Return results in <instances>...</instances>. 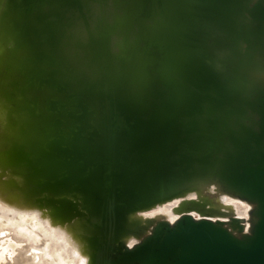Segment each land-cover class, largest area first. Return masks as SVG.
I'll list each match as a JSON object with an SVG mask.
<instances>
[{
    "label": "water",
    "instance_id": "1",
    "mask_svg": "<svg viewBox=\"0 0 264 264\" xmlns=\"http://www.w3.org/2000/svg\"><path fill=\"white\" fill-rule=\"evenodd\" d=\"M0 206L83 264H264V0H0Z\"/></svg>",
    "mask_w": 264,
    "mask_h": 264
},
{
    "label": "bare ground",
    "instance_id": "2",
    "mask_svg": "<svg viewBox=\"0 0 264 264\" xmlns=\"http://www.w3.org/2000/svg\"><path fill=\"white\" fill-rule=\"evenodd\" d=\"M227 203L232 204L235 207V210L237 211V213L239 215H244L245 211L247 210L246 205L241 203V202H236V201L231 200V201H228ZM169 207H170V205H166L162 208H158V209L154 210L152 213L153 214L157 213V212L168 213ZM9 212H11V211L4 209L2 206H0V215L3 216V214L5 213L6 216H10ZM11 213L13 215L15 214L13 212H11ZM4 217L1 218V220H0V222H2V223H0V264H26V263L31 264V263H35L36 260H39L42 262L43 260L41 258L44 255V253H43L44 248L42 247V250H38V251L35 249L32 252V251H30L29 246L25 247L26 244H24V245L22 244V241L20 239L21 238L20 236L27 235L30 232H39L40 231L38 226L41 223L38 222L37 218L32 217V216H28V215L23 216V215L15 214L14 219L10 220V221H12V223H11L5 219L6 217L5 218ZM12 224H15L14 229H15V231L17 230V233L19 234L18 236H15L12 233H10L9 232L10 230L7 231V228H9V229H11V228L9 226L8 227H6V226L7 225L11 226ZM42 227L43 228L41 230L46 235L44 237V242L46 244H49V243H51V232L52 231L50 232V230H48L44 226H42ZM2 231L4 234H2ZM33 236H35V235H33ZM62 240L63 239L62 238L60 239L59 236L57 237V239H53V242H54L53 244H55V246H56V251H59L60 249L64 250V252H63L64 256L63 257L61 256V253H58L59 256L57 255L56 252L54 253V255H56L55 259H57L58 264H74V263H76V261L81 263L82 259L79 256H74L73 253H71L70 250L67 248L66 244L65 243H64V245L62 244ZM36 247L37 246H35V248ZM32 249H33V246H32ZM24 255H27L26 256L27 261H24L25 260ZM50 255H52V253H50ZM50 255H49V257H50ZM45 257H43V259ZM74 257H75V259H74ZM41 262H40V264H41ZM43 262H45V261H43ZM54 263H55V261H54ZM52 264H53V262H52Z\"/></svg>",
    "mask_w": 264,
    "mask_h": 264
},
{
    "label": "rangeland",
    "instance_id": "3",
    "mask_svg": "<svg viewBox=\"0 0 264 264\" xmlns=\"http://www.w3.org/2000/svg\"><path fill=\"white\" fill-rule=\"evenodd\" d=\"M10 213V216H6L5 215V213L3 214V216L2 215H0V220H1V218H3L4 216L6 217H4L6 220H8L9 222H11L12 223V221H10V220H13L14 219V217H15V214L13 215L11 212H9ZM36 220V219H35ZM0 223H2V222H0ZM10 227L11 229H9V228H7V231H9L10 233H12L13 235H15V236H18L19 234L17 233V230L15 231V229H14V227H15V224H12L11 226L10 225H7L6 227ZM42 226H44V225H42V224H40L38 227H39V229H40V231L39 232H30V233H28L27 235H24V236H20L21 238V241H22V244L24 245V244H26V246L25 247H27V246H29V248H30V251H32L33 252V250H42V247L44 248V251H43V253H44V255L46 256H44L43 255V257H45L44 259H43V257L41 258L43 261H45V262H41V261H39V260H36V262L35 263H31V264H40V262H41V264H52V262H53V264H58V261H57V259H55V256L56 255H54V253L56 252L57 253V255L59 256V254L58 253H61V256L63 257L64 255V250H62V249H60L59 251H56V246H55V244H53L54 242H53V239H57V237H58V235H56L54 232H51V243H49V244H46L45 242H44V237L46 236L45 234H44V232L41 230L43 227ZM14 230V231H13ZM28 232V231H27ZM2 234H4L3 233V231H2ZM33 235H35V236H33ZM33 236V237H32ZM35 237V238H34ZM37 238V239H36ZM43 239V240H42ZM62 244L64 245V241L62 240ZM47 245V246H46ZM32 246H33V249H32ZM35 246H37L36 248H35ZM46 248H45V247ZM63 247V246H62ZM59 248V247H58ZM53 251V252H52ZM46 252V253H45ZM50 253H52V255H50ZM50 255V257H49V255ZM74 255V254H73ZM25 257H24V261H27V258H26V256L27 255H24ZM74 256H78V255H74ZM50 259H48V258ZM47 258V259H46ZM58 258V257H57ZM46 259V260H45ZM74 259H75V257H74ZM47 261V262H46ZM54 261H55V263H54ZM22 262V261H21ZM49 262V263H48ZM26 263V262H25ZM26 264H28V263H26ZM74 264H83V262H81V263H79V262H77L76 261V263H74Z\"/></svg>",
    "mask_w": 264,
    "mask_h": 264
}]
</instances>
